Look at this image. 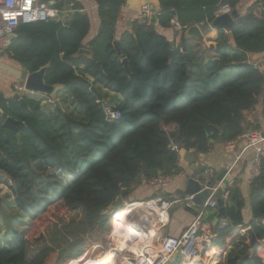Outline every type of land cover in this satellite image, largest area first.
<instances>
[{"label": "trees", "instance_id": "1", "mask_svg": "<svg viewBox=\"0 0 264 264\" xmlns=\"http://www.w3.org/2000/svg\"><path fill=\"white\" fill-rule=\"evenodd\" d=\"M239 1L158 0L156 22L161 28H168L172 19L182 26L211 24L220 6L227 4L234 11ZM94 2L100 29L86 46L89 55L79 54L89 19L73 0L54 5L68 12L64 22L20 23L6 49L27 73L46 69L44 82L60 87L62 112L55 109L48 115L36 100L22 97L21 104L0 95L4 116L24 125L18 133L20 142L17 134L0 125V184L10 190L16 212L4 218L0 264H62L81 255L84 241L67 238L77 233L68 229L78 227L85 233L103 227L109 221V205L117 197H127L134 187L156 176L182 172L171 143L195 155L207 154L214 144L259 130L245 118L259 98L264 118V73L247 62L248 54L264 52V11L256 16L258 5L234 21L230 30L234 48H227V38L218 30L215 46L207 47L216 58L204 61L192 53L185 34L175 47L155 31L153 23L137 21L117 41L118 54L115 26L126 0ZM96 86L120 96L115 104L118 120L104 122V101L91 92ZM249 198L247 225L239 193L234 192V207L229 200L224 202L226 226L213 227L215 244L221 249L214 264H264V255H257L259 242H264L262 163L250 182ZM74 210L82 212L81 221L56 229L57 235L45 245L39 229L47 216ZM245 228L255 236L253 250ZM29 243L39 246L30 256ZM179 262L177 257L169 264Z\"/></svg>", "mask_w": 264, "mask_h": 264}, {"label": "crops", "instance_id": "2", "mask_svg": "<svg viewBox=\"0 0 264 264\" xmlns=\"http://www.w3.org/2000/svg\"><path fill=\"white\" fill-rule=\"evenodd\" d=\"M78 2L82 7V12L88 16L89 19V31L83 40L84 48L81 50H85L88 52L86 46L87 44L97 35L100 29V19L98 17L97 5L94 0H73ZM262 0H240L238 5L236 6L235 11H237L239 17L245 15L248 9L253 5H260ZM147 5L156 15L159 11V2L158 0H126L125 5L120 9V14L115 26V34L114 38L116 42L119 40L120 36L124 32H129L131 30V25L133 22H138V13L142 6ZM261 9V8H260ZM68 14L67 11H63ZM68 17V16H67ZM66 17V18H67ZM65 21V20H64ZM63 21V22H64ZM62 22V21H61ZM153 23V22H152ZM140 24V23H139ZM154 24L155 31L163 36L168 42L173 43L175 47L179 45L180 36L173 32L171 27L161 28L156 23ZM218 30L211 28L209 33H205L203 35V46H200L195 39H189L188 44L191 47L192 53L196 58L202 57L204 61H207L211 58H216V55L207 49L210 45L215 46L216 40L218 38ZM16 31V30H15ZM15 31L13 36H8L4 42L6 46H9L10 41L15 38ZM223 34L226 36L227 41L226 45L229 50L234 47L229 44L227 31L221 30ZM220 32V31H219ZM12 37V38H11ZM6 47V49H7ZM0 49L1 51H5L4 57L0 58V95L6 99H14L15 95H19L20 97H27L33 100H36L40 103V107L46 110L45 114H51L56 109L53 105V101L57 100L60 104V100L58 97V93L60 91V87H57L53 97H48L43 94H32L24 91L23 82L21 81V73L24 71L19 63L12 59L7 51ZM247 62L251 64L253 67L258 69L260 72L264 73V52L258 54H248ZM25 80V78H24ZM98 93L101 87H94ZM103 89V88H102ZM104 90V89H103ZM107 91V90H105ZM102 97V96H101ZM103 99V97H102ZM120 100V96L114 93L108 92V99L103 100L104 105L115 107L117 101ZM61 107V104H60ZM62 109V108H61ZM246 121L252 125L259 126V131L262 135H264V118L262 116V103L261 99H258L257 104L248 112L245 113ZM245 145V141L242 137H239L235 140L234 148L231 152H225L224 144L217 143L214 144L212 150L207 154H194L192 151H187L193 154L195 165H189L185 159L179 155L178 166L181 168L182 172L177 175L171 177V181L169 185L162 191V198L165 201L171 202V208L168 211V221L167 224L162 227L160 230L155 227V223L151 220L150 217L147 216L140 208L138 209L134 219L133 225L135 228H142L145 231L150 232L151 234H156V238L154 241H159L160 238H177L179 237L193 222L195 217L185 210L184 204L176 203L175 201L180 198L186 197L184 195V180L186 177H194V178H207L211 181L220 173L222 170H226L227 174L222 181V189L224 193H228L229 200V192L226 189H234L239 193L241 202H242V220L243 224L247 225L251 219V211H250V168L252 163L253 154L252 152H245L241 155L240 159L236 161V158L242 152L243 147ZM236 161V163H235ZM261 163L264 167V140L262 143V155H261ZM204 169L201 174L198 173V170ZM211 187V186H210ZM131 197L138 201L137 203H142L152 199L157 196V191L149 186L148 183H143L139 186L134 187L131 192ZM210 199V197H209ZM207 199V201L209 200ZM214 199V198H213ZM215 200V199H214ZM206 201V202H207ZM230 202V201H229ZM136 203V204H137ZM230 205V204H229ZM200 212V209H198ZM211 210H208V213ZM146 217L149 221L146 220ZM116 218V217H115ZM135 220V221H134ZM209 221L213 224V218L210 217ZM219 226H226L223 218L217 223ZM216 224V225H217ZM112 226V223H111ZM212 227H214L212 225ZM156 229V230H154ZM249 228H245L247 231ZM214 241L212 245V251L214 253V260L212 263L208 262L209 259L204 260V264H214L216 258L219 256L221 249L218 244H215ZM257 243V242H256ZM260 246L257 249V255H264V242H259ZM256 245V244H255ZM211 253L209 256H212Z\"/></svg>", "mask_w": 264, "mask_h": 264}, {"label": "built area", "instance_id": "3", "mask_svg": "<svg viewBox=\"0 0 264 264\" xmlns=\"http://www.w3.org/2000/svg\"><path fill=\"white\" fill-rule=\"evenodd\" d=\"M55 4L43 3L40 0H0V49H6L4 40L13 35L14 31L20 23H33L38 21H49L58 19L59 13L63 12L54 7ZM229 5L220 6L215 12V17L222 15H229L231 13ZM261 9L254 12L259 16ZM154 12L147 6H142L138 13V21L143 25H150L154 16ZM198 27L203 24H196ZM169 26L174 33L181 36L185 34L187 29L191 26H182L176 19L170 21ZM104 122L111 123L120 118L119 111L112 106L104 105L103 107ZM245 145L242 152L236 158L238 161L245 152H252L253 158L250 168V179L256 177L259 173L262 155V143L264 137L259 131L250 130L241 136ZM235 140L224 144L225 152H231L234 148ZM170 150L179 152V149L174 144H170ZM235 161V163H236ZM171 181L170 176H156L149 180V186L157 191V196L152 199L137 203L140 210L151 218L155 227L159 230L167 224L168 211L172 203L165 201L162 198V191L169 185ZM215 189H210V199L205 202L199 214L195 217L192 224L177 238H160L159 241H154L157 237L155 232L151 234L142 228H135L133 223L127 225V229L134 234V244L129 241L128 248L121 249V244L118 239H108V250L100 255L98 264H108L106 253L111 256L113 264H169L174 262L177 257L180 258L179 264H204V260L209 259L212 263L214 260V253L212 245L216 240V233L213 230L210 221H204V216L208 210L216 209V202L213 199ZM192 196L177 199L176 203L184 204L188 207H193L191 202ZM223 202H228V193H223ZM146 220L148 218L146 217ZM156 230V229H154ZM112 232L110 230L111 236ZM94 246L91 250L97 249ZM102 252V251H101ZM92 251L89 253L91 255ZM213 253L212 256H209ZM88 255V252L66 260L63 264H80L81 260ZM208 257V258H207ZM207 258V259H206ZM106 260V262H105Z\"/></svg>", "mask_w": 264, "mask_h": 264}, {"label": "water", "instance_id": "4", "mask_svg": "<svg viewBox=\"0 0 264 264\" xmlns=\"http://www.w3.org/2000/svg\"><path fill=\"white\" fill-rule=\"evenodd\" d=\"M40 1L43 3L48 2L51 4H57L59 3L60 0H40ZM260 8L262 11H264V0H262ZM67 16L68 14L66 12H61L58 15V19H55L54 21L63 22ZM238 17L239 15L237 11L234 10L229 15H222L219 17H215V20L211 24H206L202 26L201 28L198 27L197 25H193L187 29V31L185 32V37L189 39H195L200 46H203V35L205 33H208L211 30V28L225 30L227 31L229 44L234 47L235 44H234L233 36L230 30H231V27L234 21L238 19ZM156 21H157V17L156 15H154L152 22L156 23ZM114 46H115L117 53L119 54L118 42H115ZM5 53H6L5 51H1L0 58L4 57ZM79 54H88V52L85 50H80ZM184 57L189 66L191 61L189 59L188 54L185 53ZM122 65H123V68L126 74L130 75L126 60L122 61ZM45 70H46L45 68H42L39 71L34 72V73H27L26 71H23L21 73V81L23 82L24 91L32 93V94L39 93V94L46 95L48 97H53L56 88L59 86H50L44 82ZM100 71H102L101 68H100ZM91 92L95 95V97L97 98L99 102L102 100L101 95L98 93V91L94 87L91 88ZM14 99L17 100L19 103L23 104V98L20 97L19 95H15ZM53 105L57 110L62 112L60 104L57 100L53 101ZM0 125L2 127L9 128L10 130H12L15 134H17L16 140L18 142L21 141V138L18 135V133L22 128H24V125L18 121H15L12 118L5 117L1 110H0ZM262 136L264 137V135ZM178 153L180 156H182L185 159V161L189 165L196 164L194 163L193 154H191L190 152H187L184 149H180ZM203 170H204L203 168L200 169V171L198 170V173L201 174ZM226 174H227L226 170L220 171V173H218V175L213 179V181L207 178L186 177L184 180V186H185L184 195L192 196L191 202L193 204V207L185 206V210L191 213L194 217H196L199 214L198 209H201L202 205L207 201V199H209L210 189H215V192L213 193L212 197L215 199L216 209L209 211L204 216V221H209V218L212 217L213 218L212 225L215 226L224 216L225 207H224V202L222 200V195L224 193V190L222 189L221 184ZM234 192H235L234 189H230L229 204L231 207L235 206L233 202ZM123 208L124 207L122 203V198L120 196L117 197L109 205V209L113 213ZM246 232L249 234V237H250L249 247L251 250H253L256 244L255 236L250 229H248Z\"/></svg>", "mask_w": 264, "mask_h": 264}, {"label": "rangeland", "instance_id": "5", "mask_svg": "<svg viewBox=\"0 0 264 264\" xmlns=\"http://www.w3.org/2000/svg\"><path fill=\"white\" fill-rule=\"evenodd\" d=\"M99 92L101 93V96L103 97L104 101L108 99V91H105L102 88H100ZM41 109L45 110L46 108L45 109L41 108ZM43 112L46 113L48 111L46 110V112L45 111H43ZM121 198H122V203H123L124 208L126 206L134 205L138 202L131 197V194H129L127 197H121ZM11 201H12V194H11L10 190L6 186L0 184V206H1L0 207V210H1L0 211V237L3 235V232H4L3 231L4 225H5L4 218L14 216L15 215L14 213H16L11 208ZM116 214H118V213L117 212L113 213L109 209V213H108L109 221H108V223L105 224L103 227H100V228L94 227L93 229H90V230L86 231L85 233H82L80 230H78V227L76 229H73V228L68 229L67 232H69V233H73V232H70L73 230H76L75 232H77V233L75 236H67V238L72 240L75 237H78L79 240L84 241L83 245L82 244H79V245L80 246L82 245V247L84 246L83 254L88 252L87 256H92L93 254H95L97 251H100V250L102 252H104L105 250H108L110 248V247H108V243H109L108 239L110 238L109 237L110 230L112 231L111 223H112V220ZM119 214H120V212H119ZM81 219H82V212L80 210L65 211L62 214L51 213L50 215H48L47 221L43 225H41V228L39 229V231L41 233H43L45 236V245H48L47 240H49L52 236L57 235L55 232L56 229L62 231V226L68 225V227H69L70 226L69 224L77 225L78 222L81 221ZM131 223H133V221ZM14 227L18 228V229L20 228L18 221H14ZM94 246H98V248L96 250H91V248ZM38 248H39V246L29 243L28 255L29 256L32 255L35 251L38 250ZM63 248H65V243L62 244V246L59 250H62ZM67 251H69V250H67ZM91 251H92V253H91V255H89V253ZM73 258H75V257H73ZM66 260H68V259H66Z\"/></svg>", "mask_w": 264, "mask_h": 264}, {"label": "bare ground", "instance_id": "6", "mask_svg": "<svg viewBox=\"0 0 264 264\" xmlns=\"http://www.w3.org/2000/svg\"><path fill=\"white\" fill-rule=\"evenodd\" d=\"M138 209H139L138 204L126 206L125 208L117 211L118 214L120 212L119 215L118 214L115 215L117 217L112 223V226H111L112 234L109 239L110 240L115 239V238L118 239L117 241L121 244L120 246L121 249L128 248L129 241H131L134 244L133 242L134 234L132 233L131 230L127 229V225L133 221ZM104 253L105 252H101L100 250V251H97L92 256H86L81 260L80 264H98V259L100 255ZM107 258L109 260L108 264H113V260L111 259V256L108 253H106V259Z\"/></svg>", "mask_w": 264, "mask_h": 264}]
</instances>
